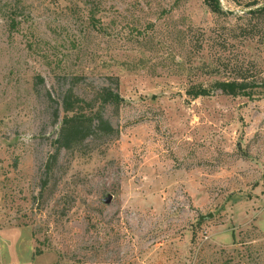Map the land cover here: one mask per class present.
<instances>
[{"label":"rangeland","instance_id":"1","mask_svg":"<svg viewBox=\"0 0 264 264\" xmlns=\"http://www.w3.org/2000/svg\"><path fill=\"white\" fill-rule=\"evenodd\" d=\"M209 1L0 0V264H264V92L186 93L264 75V0ZM74 76L116 134L48 173Z\"/></svg>","mask_w":264,"mask_h":264},{"label":"trees","instance_id":"2","mask_svg":"<svg viewBox=\"0 0 264 264\" xmlns=\"http://www.w3.org/2000/svg\"><path fill=\"white\" fill-rule=\"evenodd\" d=\"M211 10L216 14L232 16L223 11L218 0L209 1ZM250 10L246 19L247 25H243L242 30L262 27L264 25V4L256 2L248 4ZM255 37V36H252ZM203 49V47H202ZM220 73V72H218ZM79 76L72 78L73 82L69 88L64 90L61 96V108L55 109V117H60V111L64 113L62 125L58 138L54 141L55 153L50 156L46 172H51L53 167L58 163L59 155L62 150L75 153L84 147L93 139L114 136L116 130L111 121L105 115V109L110 105L120 107L124 102L121 96L110 88L99 89L92 98H85L79 95L75 87L80 82ZM214 91H219L229 97H249L256 95L258 92H264V75L259 78H251L247 71L239 68L235 75L228 80L216 81L209 87L203 85L193 86L186 93L191 99L211 97ZM50 99L52 96L50 94Z\"/></svg>","mask_w":264,"mask_h":264},{"label":"water","instance_id":"3","mask_svg":"<svg viewBox=\"0 0 264 264\" xmlns=\"http://www.w3.org/2000/svg\"><path fill=\"white\" fill-rule=\"evenodd\" d=\"M112 196H109L107 199H106V203L107 204H109V203H111V201H112ZM213 218V215H208V216H201L200 217V220L201 221H209V220H211Z\"/></svg>","mask_w":264,"mask_h":264}]
</instances>
